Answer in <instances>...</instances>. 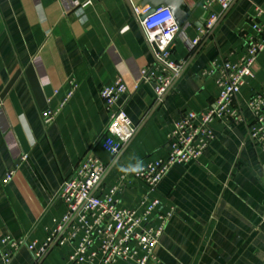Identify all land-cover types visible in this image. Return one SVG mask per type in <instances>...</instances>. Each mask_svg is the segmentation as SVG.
<instances>
[{"label":"crops","instance_id":"obj_1","mask_svg":"<svg viewBox=\"0 0 264 264\" xmlns=\"http://www.w3.org/2000/svg\"><path fill=\"white\" fill-rule=\"evenodd\" d=\"M183 1L188 19L172 61L184 66L156 102V85L140 76L154 62L134 12L143 0H0V264L3 239L40 244L54 231L66 214L63 183L86 153L109 165L95 192L102 197L122 169L167 158V136L184 111L200 113L215 103L213 65L245 56L244 39L255 34L249 18L264 0H236L209 38L200 33L203 0ZM257 59L236 100L241 121L213 123L215 139L200 160L173 166L153 193L131 176L125 180L121 207L158 200L156 213L176 211L156 249L158 261L148 264H264V145L249 138L254 115L247 108L264 93V54ZM118 77L127 88L120 105L137 132L113 159L100 147L109 122L100 92ZM71 82L78 85L73 96L45 126L43 114L60 108ZM74 246L53 247L44 264H71ZM12 264H34L31 251L23 248Z\"/></svg>","mask_w":264,"mask_h":264},{"label":"built area","instance_id":"obj_2","mask_svg":"<svg viewBox=\"0 0 264 264\" xmlns=\"http://www.w3.org/2000/svg\"><path fill=\"white\" fill-rule=\"evenodd\" d=\"M235 1H202L205 22L200 33L203 37L215 29L217 22ZM215 6L221 12H216ZM253 9L249 23L255 34H249L244 39L245 56L236 64L224 61L220 65H213L218 74L216 84L219 96L213 105L200 113L183 112L167 136V158L148 162L138 172L126 170L114 185L107 188V193L100 197L95 192L106 176L109 165L89 151L63 183L59 198L66 206V214L57 222L54 231L40 244L3 239V264H12L17 253L25 247L31 251L34 264H44L53 247L68 244L75 245L68 256L71 264H148L158 261L156 249L176 214L175 208L156 213L160 202L144 200L139 209H125L120 206L123 184L131 176L135 181L144 183L150 193L155 192L173 166L201 159L215 139L211 128L213 123L219 121L225 125H233L241 121L242 117L236 106L237 97L247 79L253 76L257 58L264 54V7L256 5ZM147 11V8H143L134 12L140 20ZM140 22L154 57L153 64L141 71V81L156 85V102H160L184 66L183 63L172 61L175 42L181 34L183 24L179 26L172 11L165 6L156 8L151 16ZM200 41L201 38L198 37L191 42V49L197 48ZM70 84L72 89L60 108L43 114L45 126L54 123L73 96L78 85L74 82ZM126 92L127 88L121 77L100 92L109 118L100 147L113 159L122 153L137 132L136 126L120 105ZM247 108L254 115L249 138L256 144L264 145V93L250 98ZM22 159L25 160L26 157ZM13 175L14 172L8 173L4 183H9Z\"/></svg>","mask_w":264,"mask_h":264},{"label":"water","instance_id":"obj_3","mask_svg":"<svg viewBox=\"0 0 264 264\" xmlns=\"http://www.w3.org/2000/svg\"><path fill=\"white\" fill-rule=\"evenodd\" d=\"M161 6H165L170 11H172L174 19L179 26L185 23V21L188 19V13L186 12V10H184L185 3L183 0H143L142 8H147L148 11L146 14L140 17V21H143L147 17L151 16L154 13L155 9ZM230 10H231V7H230ZM229 11H227L224 15L226 16L229 13ZM214 30L209 34L208 38L214 34Z\"/></svg>","mask_w":264,"mask_h":264},{"label":"clouds","instance_id":"obj_4","mask_svg":"<svg viewBox=\"0 0 264 264\" xmlns=\"http://www.w3.org/2000/svg\"><path fill=\"white\" fill-rule=\"evenodd\" d=\"M142 161H137L135 165L131 166L130 167V170L133 171V172H138L140 170H142ZM123 170H129V169H122Z\"/></svg>","mask_w":264,"mask_h":264}]
</instances>
